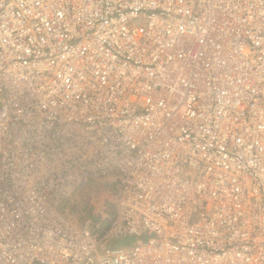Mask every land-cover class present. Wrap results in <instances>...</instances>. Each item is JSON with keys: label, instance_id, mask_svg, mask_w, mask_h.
I'll use <instances>...</instances> for the list:
<instances>
[{"label": "built area", "instance_id": "1", "mask_svg": "<svg viewBox=\"0 0 264 264\" xmlns=\"http://www.w3.org/2000/svg\"><path fill=\"white\" fill-rule=\"evenodd\" d=\"M0 264H264V0H0Z\"/></svg>", "mask_w": 264, "mask_h": 264}, {"label": "rangeland", "instance_id": "2", "mask_svg": "<svg viewBox=\"0 0 264 264\" xmlns=\"http://www.w3.org/2000/svg\"><path fill=\"white\" fill-rule=\"evenodd\" d=\"M144 21L135 20L133 25H143ZM109 181H93L85 188L76 189L71 195L61 201L60 211L78 225L94 221L97 216L108 215L112 208L114 195ZM124 239V238H122ZM121 239V240H122ZM134 241L133 237L126 238Z\"/></svg>", "mask_w": 264, "mask_h": 264}, {"label": "trees", "instance_id": "3", "mask_svg": "<svg viewBox=\"0 0 264 264\" xmlns=\"http://www.w3.org/2000/svg\"><path fill=\"white\" fill-rule=\"evenodd\" d=\"M95 220H99L100 222H102V227H101V232L105 231L109 225V221L107 219H104V217L102 216H97ZM118 239V240H114L112 243H110V245L112 247H121V246H129L133 241H130L126 238L124 239Z\"/></svg>", "mask_w": 264, "mask_h": 264}]
</instances>
